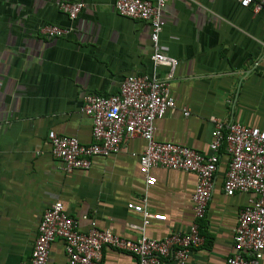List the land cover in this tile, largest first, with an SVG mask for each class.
<instances>
[{"label": "crops", "instance_id": "0c3cea01", "mask_svg": "<svg viewBox=\"0 0 264 264\" xmlns=\"http://www.w3.org/2000/svg\"><path fill=\"white\" fill-rule=\"evenodd\" d=\"M115 1L0 0V264L29 261L41 215L56 201L77 230L85 232L95 221L99 230L132 241L141 236L142 218L127 209L130 203H145L152 215L165 216L150 220L148 238L185 232L193 221L194 174L155 168L156 183L144 195L141 139L72 173L61 171L51 155V131L91 142V119L78 111L84 95L117 94L129 75L164 80L168 74L152 65L148 24L119 16ZM61 2L83 4L76 20L59 10ZM164 19L160 48L178 66L168 83L175 107L155 122L156 141L206 156L211 119L264 128V7L254 13L230 0H166ZM43 24L69 33L46 39L38 34ZM226 168L221 155L200 222L203 244L191 250L186 264H224L232 255L238 215L251 194L225 195ZM48 264H67L62 240L51 245ZM99 264L137 259L104 247Z\"/></svg>", "mask_w": 264, "mask_h": 264}, {"label": "built area", "instance_id": "2783aa9c", "mask_svg": "<svg viewBox=\"0 0 264 264\" xmlns=\"http://www.w3.org/2000/svg\"><path fill=\"white\" fill-rule=\"evenodd\" d=\"M230 1L242 8L251 7L254 13L261 12L264 7V0ZM165 6L166 0H116L114 3L119 16L148 24L152 49L150 60L153 67L168 69L166 78L129 75L121 82L117 94L84 95L78 111L91 119V142L81 144L74 137L57 135L53 131L48 133V141L51 155L59 163L60 170L72 173L89 169L96 157L106 158L117 153L130 139L143 140L146 148L137 158L139 172L145 179V196L156 183V178L151 175L155 168L196 176L192 223L185 232H170L161 239L148 238L144 230L150 220L165 221V216L152 215L145 203H130L127 209L142 218L141 236L132 241L108 230H99L95 221L89 222L87 231L77 230L74 220L64 212L62 203L56 201L42 213L30 259L22 264H48L51 245L58 239L64 243L67 264H99L104 247L133 255L137 264H160L166 258H171L175 264H186L191 250L203 244L198 222L207 215L221 155L227 158L223 180L225 195L251 194L239 212L232 255L224 264H260L264 252V128L235 122L224 124L211 119L210 153L206 156L188 147L155 139V122L175 107L168 83L178 62L166 56L159 44V35L165 25ZM58 8L69 21H74L83 4L61 2ZM68 33L69 30L52 24L38 28V34L46 39L63 38ZM183 115L188 116V111L183 110Z\"/></svg>", "mask_w": 264, "mask_h": 264}, {"label": "trees", "instance_id": "16d2710c", "mask_svg": "<svg viewBox=\"0 0 264 264\" xmlns=\"http://www.w3.org/2000/svg\"><path fill=\"white\" fill-rule=\"evenodd\" d=\"M200 222H202V221H199V222H198L199 228H201V227H200Z\"/></svg>", "mask_w": 264, "mask_h": 264}]
</instances>
